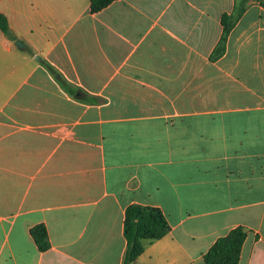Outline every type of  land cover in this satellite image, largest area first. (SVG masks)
Wrapping results in <instances>:
<instances>
[{"label":"crops","instance_id":"obj_1","mask_svg":"<svg viewBox=\"0 0 264 264\" xmlns=\"http://www.w3.org/2000/svg\"><path fill=\"white\" fill-rule=\"evenodd\" d=\"M0 14V264H122L131 203L170 226L131 264H205L235 226L238 264H264L260 0H0Z\"/></svg>","mask_w":264,"mask_h":264},{"label":"trees","instance_id":"obj_2","mask_svg":"<svg viewBox=\"0 0 264 264\" xmlns=\"http://www.w3.org/2000/svg\"><path fill=\"white\" fill-rule=\"evenodd\" d=\"M113 0H90V10L97 12ZM264 5V0H260ZM235 16L230 13L221 14L222 32L218 43L210 53L211 59H216L225 51L227 35L234 24ZM0 29L13 38L7 20L0 14ZM71 94L74 90L63 84ZM169 223L157 206L131 203L126 206L123 219V234L126 239V249L122 264H131L143 251L145 242L158 239L169 231ZM30 234L39 250L50 246L44 224H35L30 228ZM247 236L242 226L231 228L225 235L218 237L203 254L205 264H238L241 246Z\"/></svg>","mask_w":264,"mask_h":264},{"label":"water","instance_id":"obj_3","mask_svg":"<svg viewBox=\"0 0 264 264\" xmlns=\"http://www.w3.org/2000/svg\"><path fill=\"white\" fill-rule=\"evenodd\" d=\"M15 44H17L18 46H23V43L18 39L15 40ZM36 58H39V57L36 56Z\"/></svg>","mask_w":264,"mask_h":264}]
</instances>
